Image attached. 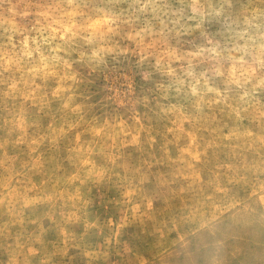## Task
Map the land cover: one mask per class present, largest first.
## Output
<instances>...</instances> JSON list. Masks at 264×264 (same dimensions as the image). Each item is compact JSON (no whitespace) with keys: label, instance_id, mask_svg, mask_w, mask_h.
I'll list each match as a JSON object with an SVG mask.
<instances>
[{"label":"rangeland","instance_id":"rangeland-1","mask_svg":"<svg viewBox=\"0 0 264 264\" xmlns=\"http://www.w3.org/2000/svg\"><path fill=\"white\" fill-rule=\"evenodd\" d=\"M0 264H264V0H0Z\"/></svg>","mask_w":264,"mask_h":264}]
</instances>
